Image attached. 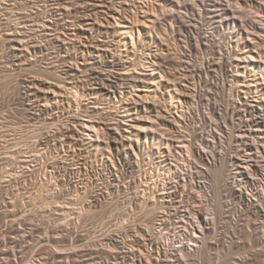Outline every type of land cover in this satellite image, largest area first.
Returning <instances> with one entry per match:
<instances>
[{"label": "rangeland", "instance_id": "374dc122", "mask_svg": "<svg viewBox=\"0 0 264 264\" xmlns=\"http://www.w3.org/2000/svg\"><path fill=\"white\" fill-rule=\"evenodd\" d=\"M196 1L183 0L181 30L164 0H0V264H264V128L241 114L253 101L264 117V11L231 1L251 55L243 26ZM92 68L122 86L97 92ZM183 143L213 155L192 168ZM172 164L201 171L181 175L196 199L166 195ZM201 210L204 252L163 256L159 233L179 254Z\"/></svg>", "mask_w": 264, "mask_h": 264}, {"label": "bare ground", "instance_id": "6f19581e", "mask_svg": "<svg viewBox=\"0 0 264 264\" xmlns=\"http://www.w3.org/2000/svg\"><path fill=\"white\" fill-rule=\"evenodd\" d=\"M208 1L209 0H198V1H196L195 2V4H196V6L197 7H199V8H201L200 9V14L202 13V11H204L205 10V8H206V6L207 7H209V6H213V7H219V8H221L220 10L223 12V13H225V15H228V18L226 17V16H224L225 18H227L226 20L228 21V22H231V23H234L235 24V26L236 25H239L240 27L241 26H243V27H241V28H239V30L237 29H234V31H233V33L235 34V37H236V44H238V45H240V46H242V48L245 50V51H247L249 54H253V53H255L256 51H257V46H256V43H255V37L254 38H251V37H249V38H251L250 40H248L247 38L245 39V36H243L242 35V33L243 32H246L247 33V30H245L244 29V26H245V22H243L242 21V19L241 20H239L238 19V17L237 16H235L234 15V13L232 12V7H231V1L232 0H210V2L212 1V3L213 4H209L208 3ZM247 1H249V2H251V4H253V5H255L256 7H258V8H260L262 11H264L263 9H264V6L262 5V4H260L259 3V1H258V3H257V0H247ZM164 2H166V4L169 6V8H171V10L169 11V13L166 15V18L167 19H169V20H173L174 22H176L177 24H178V26L181 28V30H182V28L183 29H187L188 27V20L186 19V15L185 14H183V13H180L179 12V9H181V8H183V4H182V2H183V0H164ZM238 2V1H237ZM240 4V3H239ZM190 5V4H189ZM189 5H187L186 7L184 6V8H187ZM254 6V7H255ZM192 9V8H191ZM178 10V11H177ZM188 10V9H187ZM196 10H198V9H196ZM207 10V9H206ZM210 10V9H209ZM182 12V11H181ZM198 12H199V10H198ZM210 12V11H209ZM260 12V11H259ZM207 13V12H206ZM237 13V12H236ZM261 13V12H260ZM224 15V14H223ZM262 15H263V13H262ZM222 21H224V20H222ZM231 23H228V27H229V24H231ZM248 24V23H247ZM253 25L251 26L250 25V28L251 29H254L255 30V32L257 31V32H262V27H261V25L257 22V23H252ZM231 26V25H230ZM190 27V26H189ZM233 27V26H232ZM237 28V27H236ZM247 28V27H246ZM233 29V28H232ZM240 30H242V32L240 31ZM251 32V31H250ZM256 32V33H257ZM232 33V34H233ZM245 34V33H244ZM246 35V34H245ZM250 36V35H249ZM192 37V36H191ZM234 37V38H235ZM260 38V37H259ZM192 39V38H191ZM252 39L254 40V41H252ZM213 48V47H212ZM215 49V48H214ZM219 49V48H218ZM220 52V51H219ZM258 52H260V50L258 51ZM223 58V57H222ZM227 58V57H226ZM225 58V59H226ZM221 59V58H220ZM221 60L222 62L220 63V65H219V67H221V68H226L225 70H227V66L229 65V62L227 61V60ZM214 60V59H213ZM206 61V60H205ZM109 62H110V64L109 65H107L106 64V66H109V67H111V68H118L117 67V62L115 61V60H109ZM157 62L161 65V66H165V67H167V66H169V64H170V61L167 59V58H165V57H163V56H160V57H158L157 58ZM231 62V61H230ZM208 63V62H207ZM205 64V63H204ZM212 66V65H211ZM215 69V68H214ZM217 69V68H216ZM211 70V69H210ZM222 70V69H221ZM206 71V70H205ZM204 71V72H205ZM230 71V70H229ZM202 69L200 70L199 69V71L197 70V76H199V77H202ZM217 73V72H216ZM217 75V74H216ZM230 75V74H229ZM213 77V76H212ZM201 79V78H200ZM211 79V78H210ZM203 80V79H202ZM214 80V79H213ZM221 80V79H220ZM219 80V81H220ZM230 80V79H229ZM228 80V81H229ZM88 81L90 82V84H91V86L92 87H94L96 90H97V92H100V93H102V94H105V95H110V94H112V93H116L117 92V90L119 89V87L120 86H122L121 84H122V80H121V78L119 77V76H117V75H104L103 74V72H101L100 70H98L97 68H92L91 69V71H90V73H89V77H88ZM199 81V80H198ZM207 81V80H206ZM227 81V80H226ZM211 82H212V80H211ZM214 82H215V80H214ZM203 83H205V82H203ZM208 83V82H207ZM216 83H217V80H216ZM216 83H212L213 85L214 84H216ZM219 83V82H218ZM211 84V83H210ZM208 85V84H207ZM223 85V84H222ZM217 86V85H216ZM221 86V85H220ZM229 86V85H228ZM201 88V87H200ZM202 89V88H201ZM209 89H211L210 87H209ZM207 90V89H206ZM212 90V89H211ZM197 91H200V90H197ZM207 92V91H206ZM205 96V95H204ZM199 97V96H198ZM200 101H202V100H200ZM134 102V101H133ZM137 102V105H138V101H136V99H135V103ZM209 102V101H208ZM234 102V101H233ZM241 102V101H240ZM141 102H139V104H140ZM199 103V102H198ZM231 103H232V101H231ZM242 103V102H241ZM143 104H145V103H143ZM147 104V103H146ZM212 107H211V111H213V113L214 112H217V106L216 105H211ZM136 107V106H135ZM151 107H154V108H158L157 106H151V105H145V108L146 109H148V108H151ZM219 108V107H218ZM232 108H233V106H232ZM238 108L239 109H241V107H239V105H238ZM242 110H243V112L241 113L242 115H245L246 117H249L248 119L250 120V121H252V123L254 122L255 123V126H258V127H261V128H264V117L261 115V112H260V109H259V107L252 101V102H249V101H245V103L244 104H242ZM137 109V108H136ZM264 109V108H263ZM235 110H238V109H235ZM229 111V110H228ZM239 111V110H238ZM235 112V111H234ZM264 112V111H263ZM231 113H233V111H231ZM239 113V112H238ZM235 114V113H234ZM233 114V115H234ZM229 115V114H228ZM232 115V114H231ZM230 115V116H231ZM232 115V116H233ZM236 116H238L237 115V113L235 114ZM240 115V114H239ZM228 117V116H227ZM243 117V116H242ZM235 118V117H234ZM238 118V117H237ZM240 118V117H239ZM233 119V118H232ZM241 119V118H240ZM244 119V118H243ZM171 120V119H170ZM169 120V121H170ZM227 121V120H226ZM180 122V120H179V118H174L173 120H171L170 121V123L171 124H169L172 128H175V129H177V128H179V123ZM246 122V121H245ZM248 123H249V121H247ZM237 123V122H236ZM240 123V122H239ZM243 123V122H242ZM254 123L252 124V125H254ZM217 124V123H216ZM219 124V123H218ZM248 125V124H247ZM250 127H252V126H250ZM220 128V127H219ZM256 128V127H255ZM223 129V128H222ZM243 129V128H242ZM178 130V129H177ZM253 130V129H252ZM249 132V131H248ZM201 133V132H200ZM248 134V133H247ZM201 137V136H200ZM204 137V136H203ZM206 137V136H205ZM205 137H204V139H205ZM143 138H145L146 140H148V139H152L153 137H152V135L151 134H144L143 135ZM221 138V137H220ZM244 138H246V137H244ZM244 138L242 137V139H243V143L242 144H244V146L246 145L247 147H249V148H251V147H253V144H251V143H249V142H246V140H244ZM248 138V137H247ZM199 139H201V138H199ZM153 140H154V138H153ZM208 140V139H207ZM206 140V141H207ZM250 140V139H249ZM205 141V142H206ZM220 141V140H219ZM182 142V141H181ZM215 142V141H214ZM213 142V143H214ZM202 143V142H201ZM241 143V142H240ZM253 143V142H252ZM256 144V143H255ZM192 145V144H191ZM200 146V145H199ZM196 148V147H195ZM195 148H193L194 150V153H192V150H191V146H190V144H187V143H183V147H182V152L184 153V155L185 154H187L186 155V157H185V159L186 160H188L189 162H190V167H192V168H194L196 165L198 166V163H197V161H198V159L197 160H195V155H197L202 161L203 160H207V159H210L211 158V156L213 155L209 150H203V149H201V147H198V149H195ZM200 148V149H199ZM208 148V147H207ZM246 149V148H245ZM186 152V153H185ZM257 152V151H256ZM196 156V158H198ZM238 156V155H237ZM240 157H242V156H240ZM251 157V156H250ZM233 158V157H232ZM239 158V157H238ZM232 161H233V159H231ZM240 161V160H239ZM208 162V161H207ZM248 162V161H247ZM238 163V162H237ZM237 163H236V165H237ZM249 163V162H248ZM189 164V163H188ZM196 164V165H195ZM239 164V163H238ZM174 164H172V165H170L169 167H167V174L168 175H166L165 176V184L164 185H166V184H169V187H170V191L168 192V194H166V195H168L170 198H177V197H185L186 195H188V196H190V197H192V198H197V193H196V191H194L195 190V188L193 189V190H191L190 192L188 191L189 190V188H188V190H187V186H190V182H192V180H195V179H193V175H195V177H197V174L199 173V172H201V171H198V173H196V171L194 172L191 168V170H190V172L189 173H184L183 175H185V177L184 178H188V177H190L191 179V181L189 182V180H186L185 181V179H184V181H185V183L183 184L182 183V181H181V178H182V174H180V173H178V172H174V169H175V167L176 166H173ZM240 165V164H239ZM242 165V164H241ZM239 166V168H240V171H239V173H240V175L241 176H243V177H246L247 178V175H248V167H244V166ZM165 167V166H164ZM250 168V170H251V167H249ZM258 169V168H257ZM238 173V172H237ZM238 173V174H239ZM182 175V176H181ZM240 176V177H241ZM241 179V178H240ZM248 179V178H247ZM197 180V179H196ZM189 182V183H188ZM199 182H201L200 180H199ZM164 183V182H163ZM195 183V182H194ZM181 184L184 186V189L181 187ZM201 184H203L202 182H201ZM192 186V185H191ZM166 189V188H165ZM163 196H165L164 194H163ZM243 197V196H242ZM244 199H245V197H244ZM252 204V203H251ZM179 207V206H178ZM200 208V207H199ZM200 210V209H199ZM179 212V211H178ZM204 212L201 210V211H199V217H197V218H199V219H197V221L196 222H198L197 223V225L196 224H194L193 226V228L191 229V228H189L188 226L184 229L185 231H184V233L182 234L184 237L182 238L181 237V241H176V242H180L181 243V245H180V247L178 248L179 249V251H180V253L179 254H173V253H169V251H173L174 249H173V244H174V242L173 241H170L169 240V237H167V235L165 234V233H163V230H162V232H160L159 233V235H160V237H161V239H162V241H163V247H164V249L166 250V252H165V255H163V256H166L167 258H179V259H183V257H185V255H187L186 253L187 252H189V250L190 249H195L197 252H199V253H202V252H204V250L206 249V244H207V241H206V237H205V233H204V228H206V227H202V225L201 224H204V222H203V218H204V214H203ZM172 215V214H171ZM176 215V214H175ZM186 218V217H185ZM169 220V219H168ZM183 220V219H182ZM207 220H210V218L208 217L207 218ZM193 221V220H192ZM211 221V220H210ZM161 222V221H160ZM206 223V222H205ZM162 224H164V225H167L168 223H167V221L165 220V219H163L162 220ZM170 224V223H169ZM162 226V225H161ZM190 226V225H189ZM172 229V228H171ZM198 231H200V233H198ZM206 232V231H205ZM185 240H187V241H185ZM202 240V241H201ZM203 242V244H198V242ZM200 242V243H201ZM191 252V251H190ZM196 252V253H197ZM193 253V252H192ZM159 256H161V255H159ZM162 257V256H161ZM173 259V260H174ZM167 260V259H166ZM169 261H170V259H168ZM167 260V261H168ZM166 261V262H167ZM118 262H119V260H118ZM117 262V263H118ZM121 262V261H120ZM119 262V264H121ZM172 262V261H171ZM174 262V261H173ZM176 262V261H175ZM174 262V263H175ZM123 264V263H122ZM166 264V263H165ZM167 264H172V263H167ZM183 264H184V262H183Z\"/></svg>", "mask_w": 264, "mask_h": 264}]
</instances>
